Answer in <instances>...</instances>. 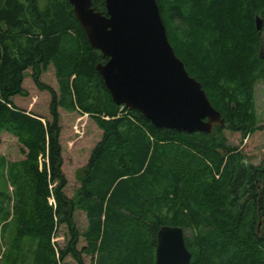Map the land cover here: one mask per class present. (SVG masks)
<instances>
[{
  "label": "trees",
  "instance_id": "16d2710c",
  "mask_svg": "<svg viewBox=\"0 0 264 264\" xmlns=\"http://www.w3.org/2000/svg\"><path fill=\"white\" fill-rule=\"evenodd\" d=\"M92 1L106 13L105 0ZM157 2L176 54L224 119L213 132L157 127L116 104L96 67L107 58L68 0H0V132L13 134L23 155L0 157V229L16 221L28 264L68 256L76 264L88 256L91 264H155L165 224L184 229L190 264H264V160H251L225 133L245 140L260 127L264 0ZM89 120L100 133L95 143ZM83 139L90 148L69 196L65 162L82 152Z\"/></svg>",
  "mask_w": 264,
  "mask_h": 264
},
{
  "label": "water",
  "instance_id": "95a60500",
  "mask_svg": "<svg viewBox=\"0 0 264 264\" xmlns=\"http://www.w3.org/2000/svg\"><path fill=\"white\" fill-rule=\"evenodd\" d=\"M68 1L90 45L107 58L96 67L116 104L138 110L157 127L191 133L224 126L171 45L157 0H105L106 13L92 0ZM157 238L155 264H190L181 226L162 225Z\"/></svg>",
  "mask_w": 264,
  "mask_h": 264
},
{
  "label": "rangeland",
  "instance_id": "374dc122",
  "mask_svg": "<svg viewBox=\"0 0 264 264\" xmlns=\"http://www.w3.org/2000/svg\"><path fill=\"white\" fill-rule=\"evenodd\" d=\"M263 37H264V26H262ZM264 49V48H263ZM45 80H50L53 82V76L47 74L44 76ZM15 102L19 106H24L25 100L21 97H15ZM255 114L257 117V125L260 126L255 133L250 135L247 139L242 140L239 133H232L225 130V133L229 141L240 146L256 163H261L264 160V82L259 81L255 86ZM77 116V115H76ZM86 137L90 142H96L100 138V133L97 130V127L89 120L86 127ZM86 140V139H85ZM85 140L77 142L76 148L79 149V146H83L82 152L76 153L67 158L65 162V172L68 174L69 184L67 188V194L71 196L73 194L74 188L77 186L75 181L76 171L78 167L82 166L86 161V155L90 147L86 146ZM78 154V155H77ZM0 157H2L6 162H15L18 159H22L23 155L19 151V145L17 138L7 131L0 132ZM263 210H264V188H263ZM27 195H24L26 198ZM76 218L80 225V228L85 227L86 217L82 212L76 214ZM15 220L12 221L6 233L2 234L0 229V264H28L25 255L20 254L21 249L27 250L26 247L23 248L25 243L16 241V226ZM260 229L264 230V214L260 216ZM30 241V240H29ZM56 246L63 247L66 244L64 237V228L62 227L56 233L54 237ZM87 264H91L90 257L87 258ZM62 264H76V262L70 256L66 257L65 261Z\"/></svg>",
  "mask_w": 264,
  "mask_h": 264
}]
</instances>
